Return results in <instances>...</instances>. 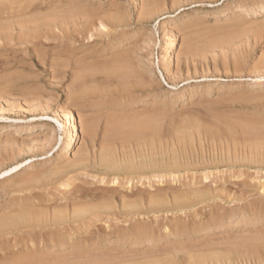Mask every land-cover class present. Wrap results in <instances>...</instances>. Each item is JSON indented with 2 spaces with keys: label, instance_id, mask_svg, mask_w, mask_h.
Listing matches in <instances>:
<instances>
[{
  "label": "rangeland",
  "instance_id": "1",
  "mask_svg": "<svg viewBox=\"0 0 264 264\" xmlns=\"http://www.w3.org/2000/svg\"><path fill=\"white\" fill-rule=\"evenodd\" d=\"M82 1L33 0L32 12H27L25 19H22L30 21L38 18L46 21L39 29L41 35L34 37L33 29H20L15 25L13 36L21 34L26 45L15 43V37L9 42L0 40V173L23 162L16 173L0 179V264H152L161 258L172 260L171 264H190L192 255L197 259L205 255L208 262L206 264H264V159L256 157L254 153L248 155L249 151L255 150L258 144L256 137L260 132L264 141V11L254 18L250 13L237 11L241 2L242 6L253 8L264 0H84L85 3H81ZM83 4L89 5V8ZM251 4L253 6H248ZM22 8L23 6L20 9ZM219 9V16L212 17ZM19 10L16 11L20 12ZM173 16H179L180 20L168 26L174 32H167L168 27L161 25ZM8 24L1 22L0 27ZM11 24L10 26L15 23ZM167 33L177 35L178 38L171 48V54L174 55L171 56V65H167L161 58V44L167 38ZM120 58H125L131 64L130 68L133 64V77L129 74L130 76L121 80L119 77L110 78L111 81L101 73L91 77L92 72L109 66ZM98 81L104 82L100 84ZM255 83L260 86L255 88ZM102 88L107 89L105 91ZM108 91H112V94L107 93ZM93 99L94 102L91 101ZM68 110L73 119L74 136L68 157L61 160L58 150L63 149L60 147L64 145V135L58 125L63 122L62 112ZM157 116L161 118H158V122ZM143 117L145 121L150 119L151 122L154 117L158 125L153 121L152 124L156 126H152L151 130L157 128L155 132L150 130L140 138L129 135L132 137L130 140L127 136L124 137L128 142L115 133L118 124L131 122L132 119L142 122ZM215 123L219 129V140H211L206 134L213 129L212 125ZM31 125L35 128V133L26 132ZM197 127L200 134L197 133ZM194 129L196 133L193 132ZM154 135L158 137L154 138ZM46 137L50 139V143L46 141ZM45 141L47 151L40 148ZM214 142L217 143L216 146ZM154 143L156 146H153ZM140 148L145 149L144 152L149 150L153 159L159 161L161 158L157 162L170 170L153 174L146 171L148 175L145 172L138 174L129 165L140 160L136 158L139 151L143 152ZM174 148L179 156L173 152ZM181 151L185 154L181 155ZM132 154L136 155L135 158ZM106 159L116 161L117 173L101 166V162ZM175 160L179 167L171 174L169 165L175 163ZM62 161H65L64 164ZM153 196L165 200V207H171V211L153 215L150 212L135 213L134 203L139 201L144 205L146 200L154 199ZM180 205L185 207L180 208ZM104 206L109 208L104 209ZM78 207L85 210L92 208L94 212L89 218L82 216L74 219L72 212ZM244 210V222H238L237 217ZM18 215H21L22 221L17 220ZM226 216L230 219H224ZM12 220L17 221L14 223ZM201 224L207 225L205 229ZM48 225L52 226L49 228ZM215 225L220 228L216 229ZM190 227L196 228L192 230ZM174 228H180L177 233L185 235L179 239H166L162 233L170 229L173 231ZM196 229L200 233L207 232L200 234ZM194 231L199 234L193 233ZM45 233L53 235L47 238ZM46 239H59L66 246L57 251L58 255H46L44 248L50 243ZM172 240H176L175 243ZM38 252H41L42 258H39L41 256ZM114 260L118 262L115 263Z\"/></svg>",
  "mask_w": 264,
  "mask_h": 264
},
{
  "label": "bare ground",
  "instance_id": "2",
  "mask_svg": "<svg viewBox=\"0 0 264 264\" xmlns=\"http://www.w3.org/2000/svg\"><path fill=\"white\" fill-rule=\"evenodd\" d=\"M28 0H0V23L1 22H7V23H9L8 24V26H2V27H0V40L1 39H3L4 41H8L9 42V40H13V38L15 37V36H13L14 34L13 33H15V31L16 30H14L15 29V25H16V27L17 28H20V29H28L29 30V28H31V29H33L32 30V34H34V37H39V35H41V34H39V29L41 28V26H42V24H44V22H46V21H43V20H40V19H35V20H30V21H28V20H23L22 18H24L25 19V16L28 14L27 12H30L32 9H31V7L33 6V4H32V1L33 0H29L28 2H27ZM69 1V0H68ZM81 1V0H80ZM84 1V0H83ZM83 1L81 2V3H83ZM92 1V0H91ZM99 1V0H98ZM22 2H24L25 4L23 5H21V3ZM44 2V1H43ZM46 2V1H45ZM51 2V1H50ZM67 2V1H66ZM70 2H72V1H70ZM87 2V1H86ZM100 2V1H99ZM115 2V1H114ZM241 2V1H240ZM263 2V1H262ZM261 2V3H262ZM53 3V2H52ZM74 3V2H73ZM78 3H80L79 2V0H78ZM84 3H85V1H84ZM251 3V2H250ZM260 2H259V4L260 5H258L257 4V6H253L252 4L251 5H248V6H253V8L251 7V8H248L247 6L245 7L244 5L242 6V2L238 5L239 7H238V12H242V13H250L251 15H252V17L254 18V17H257L258 15H260L261 14V12L262 11H264V2L261 4ZM20 4V5H19ZM76 4V3H75ZM93 4V3H92ZM91 3H90V5H92ZM144 4V3H143ZM246 4V3H245ZM248 4V3H247ZM80 5V4H79ZM78 5V6H79ZM82 5V4H81ZM80 5V6H81ZM83 5H85V4H83ZM94 6H95V4H93ZM148 4H146V6H147ZM254 5H256V4H254ZM23 6V8L22 9H20L21 7ZM45 6V5H44ZM75 6V5H74ZM89 6V5H88ZM88 6H86L85 5V7H88ZM155 6V5H154ZM38 7V6H37ZM66 7H68V5L66 6ZM93 7V6H92ZM115 7V6H114ZM141 7H142V5H141ZM144 7H145V5H144ZM149 7H150V5H149ZM46 8V7H45ZM89 8V7H88ZM140 8V7H139ZM20 9V10H19ZM40 9V8H39ZM43 9V8H42ZM56 9V8H55ZM94 9V8H93ZM146 9V8H145ZM152 9H154V8H152ZM16 10H19L20 12H18V11H16ZM89 10V9H88ZM95 10V9H94ZM49 11V10H48ZM86 11V10H85ZM142 11V10H141ZM234 11V10H233ZM32 12V11H31ZM88 12V11H87ZM144 12V11H143ZM145 12H146V10H145ZM220 12H221V9H219V10H217V11H215L213 14H212V17H214V18H216V17H218L219 16V14H220ZM235 12V11H234ZM33 14V13H32ZM87 14V13H86ZM95 14V13H94ZM100 14V13H99ZM149 14V13H148ZM238 14V13H237ZM249 14V15H250ZM79 15V14H78ZM141 15V14H140ZM146 15V14H145ZM245 15H247V14H245ZM41 16V15H40ZM82 16H83V14H82ZM90 16V15H89ZM100 16V15H99ZM143 16V15H142ZM236 16H238V15H236ZM34 17H37V16H34ZM43 17V16H42ZM49 17V16H48ZM74 17V16H73ZM72 17V18H73ZM85 17V16H84ZM91 17H93V16H91ZM246 17V16H245ZM65 18H66V16H65ZM78 18V17H77ZM179 19V16H173V17H171V18H169V19H166L165 21H164V23H162V25H161V27H164V28H167L168 26H170V24H171V26H172V24H174L173 22H176L177 20ZM184 19V18H183ZM186 19V18H185ZM50 20H51V18H50ZM55 20V19H54ZM57 20V19H56ZM74 20V19H73ZM140 20V19H139ZM180 20V19H179ZM142 21H144L143 19H142ZM75 22V21H74ZM80 22V21H79ZM14 24V25H12V24ZM98 23V22H97ZM140 23H142V22H140ZM195 23V22H194ZM203 23V22H202ZM6 24V23H5ZM10 24L12 25V26H10ZM47 24H48V22H47ZM58 24V23H57ZM111 24V23H110ZM61 25V24H60ZM63 25V24H62ZM66 25H68V24H66ZM187 25V24H186ZM100 26V25H99ZM190 26V25H189ZM110 28V27H109ZM183 28V27H182ZM185 28V27H184ZM186 28H188V26L186 27ZM191 28V27H190ZM114 29V28H113ZM168 30H167V32L169 31V30H171L169 27L167 28ZM189 29V28H188ZM193 29V28H192ZM182 30V29H181ZM185 29H183V31H184ZM23 31V30H22ZM54 31V30H53ZM172 31V30H171ZM187 31V30H186ZM45 32V31H44ZM48 32V31H47ZM122 32V31H121ZM126 32V31H125ZM170 32V31H169ZM172 32H174V31H172ZM171 32V33H172ZM91 33V32H90ZM123 33V32H122ZM130 33V32H129ZM169 34V33H167L168 35H167V38L166 39H162L163 41H162V44H161V46H162V52H163V54H162V56H161V58H162V60H164V61H166L167 62V65H171V56H174V55H172L171 54V52H172V50H171V48H172V46H173V44H174V42L178 39L177 38V35H173V34ZM44 35H45V33H43ZM48 34V33H47ZM126 34V33H125ZM175 34V33H174ZM19 36L18 37H15V38H17V41H15V43H18V44H25L24 43V38H22L21 39V37H22V35L21 34H18ZM43 35V36H44ZM121 35V34H120ZM126 35H128V34H126ZM136 35V34H135ZM134 35V36H135ZM24 36V35H23ZM31 36V35H30ZM33 36V35H32ZM59 36V35H58ZM124 36V35H123ZM130 36V35H129ZM132 36V35H131ZM41 37V36H40ZM121 37V36H120ZM45 38V37H44ZM129 38V37H128ZM120 39H122V38H120ZM120 39H119V41H120ZM124 39V38H123ZM16 40V39H15ZM112 40H115V39H112ZM118 40V39H117ZM130 40H131V38H130ZM3 41V42H4ZM111 41V40H110ZM108 42V43H110V45H111V42ZM126 41H127V39H126ZM7 42V43H8ZM27 42V41H26ZM34 42V41H33ZM6 43V42H5ZM14 43V44H15ZM75 43V42H74ZM107 43V44H108ZM116 43V42H115ZM188 43H190V42H188ZM9 44V43H8ZM28 44V43H27ZM35 44V43H34ZM119 44H121V43H119ZM124 44V43H123ZM191 44V43H190ZM198 44V43H197ZM2 45V44H1ZM16 45V44H15ZM26 45V44H25ZM7 46V45H6ZM19 46V45H18ZM4 47V46H3ZM10 47H11V45H10ZM13 47V46H12ZM103 49V48H102ZM197 49H199V48H197ZM0 50H1V48H0ZM201 50V49H200ZM79 51V50H78ZM125 51H127V50H125ZM190 51V50H189ZM128 52V51H127ZM110 53V52H109ZM122 53H126V52H122ZM129 53V52H128ZM189 54H191V52H188ZM188 54V55H189ZM195 54V53H194ZM121 55V54H120ZM184 55V54H183ZM123 56V55H122ZM187 56V55H186ZM117 57H118V55H117ZM116 57V58H117ZM124 57V56H123ZM129 57V56H128ZM177 57V56H176ZM195 57V56H194ZM192 58V57H191ZM131 59H133V58H131ZM129 60H130V58H129ZM190 60V59H189ZM179 61H181V60H179ZM179 61H178V63H179ZM125 62H127V60L125 59V58H120V59H118V60H116L115 62H113L111 65H109V66H106V67H104V68H101V69H97L95 72H92L90 75H91V77H94V75L95 74H97V73H101V74H103L104 75V78H108L110 81H111V79L110 78H120V80H121V78H125V77H128V76H130L131 75V69H132V67H133V64H132V67L130 68V65L128 64L129 62H127V64H125ZM134 62V61H133ZM163 62V61H162ZM130 63H132V61L130 62ZM124 64V65H123ZM166 64V63H165ZM164 64V65H165ZM87 65V64H86ZM166 65V66H167ZM54 66V65H53ZM90 66V65H89ZM88 66V67H89ZM135 66V65H134ZM188 66V65H187ZM82 68V67H81ZM87 68V67H86ZM136 67H134V69H135ZM164 68V67H163ZM166 68V67H165ZM164 68V69H165ZM23 69V68H22ZM14 70V69H13ZM82 70V69H81ZM95 70V69H94ZM89 71V70H88ZM133 71V70H132ZM79 72V71H78ZM81 72H83V71H81ZM87 72V71H86ZM90 72V71H89ZM134 72V71H133ZM138 72V71H137ZM5 73V72H4ZM136 73V72H135ZM7 74V73H6ZM130 74V75H129ZM168 74V73H167ZM81 75V74H80ZM89 75V76H90ZM88 76V77H89ZM133 76H134V74H133ZM132 75H131V77H133ZM174 76V75H173ZM81 77V76H80ZM86 77V76H85ZM84 77V78H85ZM90 77V79H92ZM97 77V76H96ZM260 77V76H259ZM2 79V78H1ZM103 79V78H102ZM119 80V79H118ZM119 80V81H120ZM126 80V79H125ZM134 80V79H133ZM139 80H140V78H139ZM138 80V81H139ZM82 81V80H81ZM95 81V80H94ZM110 81L108 82V83H110ZM116 82H117V80H115ZM87 82V81H86ZM104 81H102L101 83H103ZM106 82V84H107V81H105ZM125 82V81H124ZM90 84H92L91 82H89ZM97 83V82H96ZM98 83H100L99 81H98ZM97 83V84H98ZM100 83V84H101ZM112 83V82H111ZM120 83H122V82H119V84ZM129 83V82H128ZM134 83H136V81L134 82ZM133 82H132V84H134ZM125 84V83H124ZM126 84H127V82H126ZM130 84V83H129ZM139 84V83H138ZM85 85V84H84ZM104 85H105V83H104ZM104 85H102V86H104ZM110 86L112 85V84H109ZM115 85V84H114ZM255 86V88H258L259 86H260V84L258 83L257 85H256V83L254 84ZM82 86V85H81ZM88 86V85H87ZM101 86V85H100ZM113 86V85H112ZM132 86V85H131ZM84 86H82V88H83ZM106 87H107V85H106ZM129 87V86H128ZM133 87V86H132ZM264 87V86H263ZM81 88V89H82ZM89 88V87H88ZM96 88V87H95ZM108 88V87H107ZM107 88H105V89H103V90H105L106 91V89ZM115 88V87H114ZM187 89V88H186ZM87 91H89L88 89H86ZM91 90V89H90ZM94 90V89H93ZM85 91V90H84ZM113 91V90H112ZM111 91V92H112ZM134 91H136V90H134ZM184 91V90H183ZM96 92V91H95ZM110 92V93H111ZM79 93V92H78ZM89 93V92H88ZM87 93V94H88ZM93 93H94V91H93ZM107 93H109V91L107 92ZM106 93V94H107ZM109 93V94H110ZM182 93V92H181ZM77 94V93H76ZM87 94H86V96H87ZM99 94H101V93H99ZM103 94V93H102ZM112 94V93H111ZM110 94V95H111ZM168 94H170V93H168ZM180 94V93H179ZM95 95V94H94ZM93 95V96H94ZM192 95V94H191ZM82 96H83V94H82ZM85 96V95H84ZM96 96V95H95ZM99 96V95H98ZM104 96H106V95H104ZM108 96V95H107ZM179 96H182V94H180ZM193 96V95H192ZM191 96V97H192ZM114 97V96H113ZM112 97V98H113ZM173 97V96H172ZM76 98H77V96H76ZM91 98V97H90ZM98 97H96V99H97ZM101 99L103 98V97H100ZM106 98V97H105ZM120 98V97H119ZM177 98H179V97H177ZM86 99H89V97L88 98H86ZM85 99V100H86ZM95 99V98H94ZM94 99L93 100H91V101H93L94 102ZM100 99V100H101ZM181 99V98H180ZM99 100V99H98ZM114 100H116V99H114ZM131 100V99H130ZM97 101V100H96ZM105 101H106V99H105ZM160 101V100H159ZM89 102V101H88ZM116 102H118V101H116ZM127 102V101H126ZM137 102V101H136ZM153 102V101H152ZM102 103V102H101ZM9 104V103H8ZM94 104V103H93ZM104 104V103H103ZM122 104V103H121ZM68 105V104H67ZM101 105V104H100ZM94 106H96V105H94ZM61 108V107H60ZM87 108V107H86ZM62 109V108H61ZM62 111V110H61ZM120 111V110H119ZM115 112V111H114ZM204 112V111H203ZM113 113V112H112ZM132 114V113H131ZM126 115V114H125ZM61 116V115H60ZM146 116V115H145ZM162 115H160V117H161ZM62 117H63V122L62 123H59V128L58 129H60V132H62V134L64 135L63 136V138H62V140H64V142H62V143H64V145L62 146V147H60V148H63L61 151L60 150H58V152H59V158L61 159V158H64V157H68V154H69V151L71 150V148H72V146H71V140H72V138H73V136H74V134H73V123H72V120L73 119H71L72 117H71V112L68 110V111H63L62 112ZM61 117V118H62ZM152 117V116H151ZM155 117V116H154ZM154 117H153V121H154ZM159 116H157L156 118H157V122H158V118H160ZM144 118V117H143ZM155 118V119H156ZM261 118V117H260ZM152 119V118H151ZM161 119V118H160ZM213 119H215V118H213ZM14 120V119H13ZM12 120V121H13ZM212 120V119H211ZM210 120V121H211ZM56 121V120H55ZM152 121V122H153ZM15 122V121H14ZM57 122V121H56ZM61 122V121H60ZM152 122L150 121V119L149 120H147V121H145V118L143 119V121L142 122H140L139 121V119H132L131 120V122H126V123H120V124H118L117 126H116V128H115V133H117V135L118 136H120V138L122 137V138H124V137H128L129 138V140L132 138V137H129V135H136V136H138L139 138L142 136V135H144V133H146V132H148V131H150L151 130V128H152V126H156L155 124L157 123V122H155L154 121V125L152 124ZM217 122V121H216ZM205 124V123H204ZM211 124V123H210ZM217 123H215V124H213L212 125V127H213V129H211L210 131H207L206 132V134H207V138L208 137H210L211 138V140H219L218 138H220V136H219V129H218V126L216 125ZM218 124H219V122H218ZM113 125V124H112ZM157 125H158V123H157ZM203 125V124H202ZM209 125V124H208ZM222 125V124H221ZM11 126V125H10ZM57 126V127H58ZM250 126V125H249ZM26 127V126H25ZM36 127V126H35ZM205 127V126H204ZM220 127V126H219ZM222 127H224L223 125H222ZM260 127V126H259ZM23 128H24V126H23ZM22 128V129H23ZM84 128V127H83ZM208 128V127H207ZM227 128V127H226ZM232 128V127H231ZM157 129V128H156ZM156 129H152L154 132H155V130ZM197 129H198V127H197ZM27 131L26 132H34L35 131V128L31 125V127H28L27 129H26ZM152 130L150 131V132H152ZM256 130V129H255ZM258 130V129H257ZM159 131V130H158ZM227 131V130H226ZM246 131V130H245ZM52 132V131H51ZM157 132V131H156ZM160 132V131H159ZM193 132H195L196 133V131H195V129H194V131ZM220 132H222V131H220ZM225 132V131H224ZM248 132V131H247ZM264 132V131H263ZM262 132V133H263ZM35 133V132H34ZM113 133H114V130H113ZM162 133V132H161ZM160 133V134H161ZM197 133H199V129H198V132ZM29 134V133H28ZM38 134V133H37ZM149 134V133H148ZM147 134V135H148ZM156 134V133H155ZM200 134V133H199ZM198 134V135H199ZM260 134H261V132H260ZM260 134L256 137V141L258 142V144L255 146V150H252V151H249V153H248V155L250 154H252V153H254L255 155H256V157H259L260 159L262 158V159H264V141L261 139V137H262V135L260 136ZM152 136H153V134H151ZM163 135V134H162ZM181 135V134H180ZM254 135V134H253ZM37 136V135H36ZM36 136H33V138L34 137H36ZM39 136V135H38ZM41 136V135H40ZM135 136V137H136ZM152 136L150 137V138H152ZM179 136V135H178ZM30 137V136H29ZM28 137V138H29ZM42 137V136H41ZM115 137V136H114ZM126 137V138H127ZM138 137H136V138H138ZM158 136L157 135H154V138H157ZM183 137H186V136H183ZM200 137V136H199ZM204 137V136H203ZM39 138V137H38ZM37 138V139H38ZM43 138H45V137H43ZM47 138V137H46ZM60 139H61V137H59ZM85 138V137H84ZM139 138H138V140H139ZM145 138V137H144ZM153 138V139H154ZM177 138V137H176ZM223 138V137H222ZM221 138V139H222ZM31 139V138H30ZM29 139V140H30ZM36 139V138H35ZM41 139V138H40ZM75 139V138H74ZM112 139V138H111ZM125 139V138H124ZM124 139H123V141H124ZM152 139V140H153ZM159 139V138H158ZM181 139V138H180ZM183 139V138H182ZM186 139V138H185ZM204 139V138H203ZM237 139V138H236ZM61 140V141H62ZM105 140V139H104ZM109 140V139H108ZM116 140V139H115ZM118 140V139H117ZM120 140V139H119ZM126 140V139H125ZM143 140V139H142ZM142 140H140V141H142ZM147 140V139H146ZM149 140V139H148ZM151 140V141H152ZM155 140V139H154ZM153 140V141H154ZM157 140V139H156ZM175 140V139H174ZM173 140V141H174ZM188 140V139H187ZM186 140V141H187ZM209 140V139H208ZM223 140V139H222ZM229 140V139H228ZM40 141H42V140H40ZM44 141V140H43ZM46 141L48 142V143H50L51 141H50V139L48 140V138L46 139ZM46 141L44 142V143H42L41 144V146H40V148L41 149H44V150H46V147H47V144H46ZM50 141V142H49ZM110 141V140H109ZM108 141V142H109ZM122 141V142H123ZM127 141V140H126ZM136 141V140H135ZM159 141V140H158ZM173 141H172V144H174L173 143ZM196 141V140H195ZM26 142H27V140H26ZM31 142H32V140H31ZM38 142H39V140H38ZM74 142V141H73ZM105 142V141H104ZM113 142H114V140H113ZM120 142V141H119ZM128 142V141H127ZM150 142V141H149ZM149 142H147V143H149ZM179 142V141H178ZM190 142V141H189ZM188 142V143H189ZM207 142V141H206ZM220 142V141H219ZM110 143V142H109ZM123 143H125V142H123ZM142 143V142H141ZM140 142H137V144H141ZM146 143V142H145ZM150 143H152V142H150ZM149 143V144H150ZM183 142H181V144H182ZM209 143V142H208ZM213 143V142H212ZM241 143V142H240ZM107 144V143H106ZM143 144V143H142ZM163 144V143H162ZM178 144V143H177ZM180 144V143H179ZM185 144V143H184ZM187 144V143H186ZM214 144H215V142H214ZM214 144H212V145H214ZM217 144V143H216ZM216 144H215V146H216ZM219 144V143H218ZM51 145V144H50ZM145 145V144H144ZM153 145V144H152ZM159 145V144H158ZM167 145V144H166ZM191 145V144H190ZM208 145V144H207ZM49 146V145H48ZM112 146H114V145H112ZM140 146V145H139ZM153 146H156L155 145V143H154V145ZM215 146H214V148H215ZM32 147V146H31ZM39 147V146H38ZM37 147V148H38ZM51 147V146H50ZM144 147V146H143ZM150 146H148V148H149ZM159 147V146H158ZM167 147V146H166ZM182 147H184V146H182ZM115 148V147H114ZM138 148V147H137ZM154 149H155V147H153ZM186 148V147H185ZM188 148V147H187ZM186 148V149H187ZM204 148V147H203ZM209 148V147H208ZM51 149H52V147H51ZM107 149V148H106ZM109 149V148H108ZM122 149V148H121ZM143 152L142 153H140V151H139V153H138V151H137V153L138 154H136V155H133L134 156V158H135V156H136V158L138 157L140 160L138 161V162H135V163H132V165H129L130 167H132L133 169H135L136 170V172L138 171V174H140V172L141 173H147V172H149V173H151V174H153V173H159V172H161V171H163V170H170V169H166L163 165H162V163L161 164H159L158 162H160V160H161V158H160V160L158 161L157 159H153V156H151V154L149 153L150 151L148 150V151H145L144 152V150L142 149V148H140ZM146 149H147V147H146ZM149 149H151V148H149ZM157 149V148H156ZM159 149V148H158ZM177 149V148H176ZM185 149V150H186ZM224 149V148H223ZM32 150V149H31ZM111 150H112V148H111ZM123 150V149H122ZM125 150V149H124ZM174 150H175V148L173 149V152H174ZM242 150V149H241ZM47 151V150H46ZM51 151V150H50ZM105 151V150H104ZM114 151V150H113ZM170 151H171V149H170ZM237 151V150H236ZM108 152V151H107ZM112 152V151H111ZM110 152V153H111ZM115 152V151H114ZM155 152V151H154ZM163 152H164V150H163ZM168 152V150L166 151V153ZM179 152V151H178ZM186 152V151H185ZM200 152V151H199ZM210 152V151H209ZM241 152V151H240ZM116 153V152H115ZM121 153V152H120ZM119 153V154H120ZM123 153H125V151L123 152ZM169 153V152H168ZM168 153H167V155H168ZM172 153V152H171ZM174 153H176V151L174 152ZM180 153H182V151L180 152ZM46 154V153H45ZM106 154V153H105ZM112 154V153H111ZM110 154V155H111ZM156 154H158L157 152H156ZM155 154V155H156ZM185 153H182L181 155H184ZM235 154V153H234ZM79 155V154H78ZM107 155H109V154H107ZM130 155V154H129ZM161 155H163V154H161ZM176 155H180L179 153L177 154L176 153ZM188 155V154H187ZM187 155H186V159H187ZM47 156V155H46ZM102 156V155H101ZM114 156V155H113ZM166 156V155H165ZM170 156V155H169ZM233 156V155H232ZM172 157H174V155L172 156ZM241 157V156H240ZM73 158V157H72ZM122 158V157H121ZM123 158H124V156H123ZM122 158V159H123ZM127 158V157H126ZM125 158V159H126ZM129 158V157H128ZM155 158V157H154ZM170 158V157H169ZM252 158V157H251ZM58 159V158H57ZM60 159H59V161H60ZM101 159V158H100ZM115 159V158H114ZM117 159V158H116ZM118 159H119V157H118ZM117 159V160H118ZM124 159V160H125ZM171 159V158H170ZM175 159V158H174ZM176 159H177V157H176ZM184 159V158H183ZM209 159V158H208ZM253 159H254V155H253ZM62 160V159H61ZM86 160V159H85ZM131 160V159H130ZM129 160V161H130ZM164 160V159H163ZM179 160V159H178ZM190 160V159H189ZM197 160V159H196ZM219 160V159H218ZM259 160V159H258ZM94 161V160H93ZM101 161V160H100ZM119 161V160H118ZM121 161V160H120ZM135 161V160H134ZM137 161V160H136ZM158 161V162H157ZM185 161V160H184ZM194 161V160H193ZM203 161V160H202ZM226 161V160H225ZM230 161H231V159H230ZM239 161V160H238ZM242 161V160H241ZM63 162V161H62ZM65 162V161H64ZM64 162H63V164H64ZM85 162V161H84ZM98 162V161H97ZM116 161L115 160H113V159H111V160H108V159H106V160H103L101 163H102V167H104L106 170H108V171H112V172H115V173H117V171H118V169H117V167H116V165H117V163H115ZM170 162V164H171V160L169 161ZM178 162V161H177ZM182 162V161H181ZM180 162V163H181ZM263 162H264V160H263ZM67 163V162H66ZM65 163V168H66V165L68 164H66ZM100 163V162H99ZM100 163V164H101ZM119 163V162H118ZM124 163V162H123ZM163 163H165L164 161H163ZM229 163V162H228ZM238 163V162H237ZM243 163V162H242ZM22 164H23V162L21 163V164H17L16 166H14V167H11L10 169H7L6 171H4L3 173H0V179H4L5 177H9L10 175H12V174H14V173H16L18 170H19V168L22 166ZM76 164H77V162H76ZM94 164H96V163H94ZM98 164V163H97ZM99 164V165H100ZM120 164H122V163H120ZM128 164V163H127ZM166 164V163H165ZM216 164V163H215ZM235 164V163H234ZM24 165H26V163L24 164ZM86 165V164H85ZM202 165V164H201ZM208 165V164H207ZM221 165H222V163H221ZM59 166V165H58ZM76 166V165H75ZM97 166V165H96ZM95 166V167H96ZM167 166V165H166ZM169 166H171V174H173V171L174 170H176V168H178L179 167V165L178 164H176V160H175V163H173L172 165H169ZM178 166V167H177ZM216 166V165H215ZM63 167V166H62ZM74 167V166H73ZM72 167V168H73ZM82 167V166H81ZM99 167V166H98ZM97 167V168H98ZM119 167H120V165H119ZM123 167V166H122ZM129 167V168H130ZM93 168V167H92ZM129 168L127 169V171H129ZM132 168L130 169V170H132ZM169 168V167H168ZM182 168V167H181ZM89 169V168H88ZM102 170H103V168H101ZM121 169V168H120ZM180 169V168H179ZM188 169V168H187ZM84 170V169H83ZM87 170V169H86ZM91 170H93V169H91ZM95 170V169H94ZM124 170V169H123ZM45 171V170H44ZM62 171V170H61ZM66 171V170H65ZM90 171V170H89ZM120 171V170H119ZM147 171V172H146ZM159 171V172H158ZM186 171V170H185ZM215 171V170H214ZM243 171V170H242ZM50 172V171H49ZM76 172V171H75ZM83 172V171H82ZM86 172V171H85ZM100 172H102L101 170H100ZM105 172V171H104ZM123 172H125L126 173V171H123ZM134 172V171H133ZM164 172V171H163ZM162 172V173H163ZM167 172V171H166ZM51 173V172H50ZM65 173V172H64ZM129 173V172H128ZM132 173V172H131ZM174 173H176V172H174ZM213 173V172H212ZM62 174V173H61ZM82 174V173H81ZM107 174V173H106ZM113 174V173H112ZM121 174V173H120ZM127 174V173H126ZM136 174V173H135ZM150 174V175H151ZM166 174V173H165ZM186 174V173H185ZM203 174V173H202ZM206 174V173H205ZM210 174V173H209ZM45 175V174H44ZM88 175V174H87ZM118 175V174H117ZM122 175V174H121ZM130 175V174H129ZM144 175V174H143ZM146 175V174H145ZM147 175H148V173H147ZM149 175V176H150ZM158 175V174H157ZM156 175V176H157ZM162 175V174H161ZM90 176V175H89ZM109 176V175H108ZM116 176V175H115ZM120 176V175H119ZM125 176V175H124ZM123 176V177H124ZM159 176V175H158ZM106 177V176H105ZM111 177H113L114 178V176L112 175ZM117 177V176H116ZM121 177V176H120ZM134 177V176H133ZM143 177V176H142ZM146 177V176H145ZM237 177H239V176H237ZM103 178V177H102ZM122 178V177H121ZM136 178H138V176L136 177ZM248 178V177H247ZM85 179V178H84ZM106 179V178H105ZM195 179V178H194ZM208 179V178H207ZM224 179V178H223ZM246 179V178H245ZM62 180V179H61ZM101 180V179H100ZM109 180V179H108ZM115 180V179H114ZM121 180V179H120ZM151 180H152V178H151ZM251 180V179H250ZM96 181V180H95ZM172 181V180H171ZM209 182V181H208ZM227 182V181H226ZM59 183V182H58ZM63 183V182H62ZM65 183V182H64ZM69 183V182H68ZM113 183V182H112ZM115 183V182H114ZM120 183V182H119ZM142 183V182H141ZM261 183V182H260ZM14 184V183H13ZM222 184V183H221ZM259 184V183H258ZM55 185V184H54ZM127 185V184H126ZM25 186V185H24ZM119 186V185H118ZM138 186V185H137ZM57 187V186H56ZM112 187V186H111ZM186 187V186H185ZM218 187V186H217ZM264 187V186H263ZM10 188V187H9ZM21 188V187H20ZM100 188V187H99ZM127 188V187H126ZM175 188V187H174ZM206 188V187H205ZM221 188V187H220ZM23 189V188H22ZM38 189V188H37ZM165 188H163V190H164ZM240 189V188H239ZM264 189V188H263ZM184 190V189H183ZM214 190V189H213ZM222 191V190H221ZM234 191V190H233ZM80 192V191H79ZM151 192V191H150ZM165 192V191H164ZM211 192V191H210ZM4 193V192H3ZM25 193V192H24ZM111 193V192H110ZM109 193V194H110ZM115 193V192H114ZM176 193V192H175ZM65 194V193H64ZM81 194V193H80ZM112 194V193H111ZM150 194V193H149ZM154 194V193H153ZM167 194V193H166ZM183 194V193H182ZM193 194V193H192ZM239 194V193H238ZM24 195V194H23ZM37 195V194H36ZM131 195V194H130ZM134 195V194H133ZM236 195V194H235ZM104 196H105V194H104ZM125 196V195H124ZM127 196V195H126ZM136 196H138V195H136ZM177 196V195H176ZM203 196H205V195H203ZM232 197H233V195H231ZM257 196V195H256ZM150 197V196H149ZM154 197V199L153 198H150V199H148V200H146V203L143 205V204H140V203H138L139 201L138 200H140V198L139 199H137V203H134L133 204V206L135 207V209H136V211H135V213H138V214H148L149 212H150V214L152 213V215L153 214H155V213H157V212H168V211H171V207H169L168 208V206H166L165 207V200H163L161 197H158V196H153ZM181 197V196H180ZM186 197V196H185ZM200 197H202V196H200ZM131 198V197H130ZM148 198V197H147ZM178 198V197H177ZM193 198V197H192ZM203 198V197H202ZM12 199V198H11ZM20 199V198H19ZM103 199V198H102ZM146 199V198H145ZM180 199V198H179ZM241 199V198H240ZM63 200V199H62ZM74 200V199H73ZM84 200V199H83ZM173 200H175V199H173ZM172 200V201H173ZM189 200V199H188ZM204 200V199H203ZM203 200H201V201H203ZM226 200V199H225ZM229 200V199H228ZM253 200V199H252ZM21 201V200H20ZM103 201V200H102ZM108 201V200H107ZM128 201V200H127ZM145 201V200H144ZM170 201V200H169ZM179 201V200H178ZM200 201V200H199ZM247 201V200H246ZM45 202V201H44ZM47 202V201H46ZM131 202H133V201H131ZM141 202H142V200H141ZM171 202V201H170ZM184 202V201H183ZM188 202V201H187ZM259 202V201H258ZM257 202V203H258ZM58 203V202H57ZM109 203V202H108ZM123 203V202H122ZM176 203V202H175ZM218 203V202H217ZM260 203V202H259ZM37 204V203H36ZM72 204V203H71ZM82 204V203H81ZM88 204V203H87ZM115 204V203H114ZM120 204V203H119ZM126 204H128V203H126ZM130 204H132V203H130ZM173 204V203H172ZM212 204V203H211ZM74 205H76V203L74 204ZM104 205V204H103ZM167 205H169V203H167ZM177 205V204H176ZM200 205V204H199ZM207 205V204H206ZM214 205H216V204H214ZM80 206V205H79ZM108 206V205H107ZM118 206V205H117ZM128 206H129V204H128ZM169 206H171V205H169ZM67 207H69V205L67 206ZM66 207V208H67ZM70 207H71V205H70ZM75 207V206H74ZM102 207V206H101ZM127 207V206H126ZM133 207V208H134ZM177 207V206H176ZM175 206H174V208H176ZM180 208H184L185 206L184 205H180L179 206ZM179 207H177L178 209H180ZM188 207V206H187ZM216 207V206H215ZM218 207V206H217ZM247 207V206H246ZM257 207V206H256ZM43 208V207H42ZM65 208V207H64ZM94 208V207H93ZM104 209L105 208H109V207H103ZM220 208V207H219ZM228 208V207H227ZM253 208V207H252ZM27 209V208H26ZM71 209V208H70ZM75 209V208H74ZM73 209V212H72V216H73V218L74 219H77V218H80V217H82V216H86L85 218H89L90 217V215L91 214H93L92 213V211L94 212V210L91 208V209H82V207H78V209H75L74 210ZM123 209V208H122ZM58 210V209H57ZM65 210V209H64ZM99 210V209H98ZM109 210H111V209H109ZM128 210H130V209H128ZM131 210H133V209H131ZM189 210H191V208L189 209ZM193 210V209H192ZM240 210V209H239ZM249 210V209H248ZM35 211V210H34ZM56 211V210H55ZM113 211V210H112ZM205 211V210H204ZM203 211V212H204ZM243 211V210H242ZM260 211V210H259ZM264 211V210H263ZM15 212V211H14ZM52 212V211H51ZM99 212V211H98ZM125 212H127V211H125ZM134 212V211H133ZM176 212V211H175ZM230 212V211H229ZM239 212H241V211H239ZM16 213V212H15ZM63 212H61V214H62ZM90 213V214H89ZM127 213H129V212H127ZM131 213H132V211H131ZM134 213V214H135ZM197 213V212H196ZM205 213V212H204ZM244 213H245V210H244V212H242L237 218H238V222H244ZM246 213H248L247 211H246ZM17 214H18V212H17ZM20 214H23V213H20ZM45 214V213H44ZM56 214V213H55ZM66 214V213H65ZM168 214V213H167ZM185 214V213H184ZM208 214V213H207ZM224 214V213H223ZM222 214V215H223ZM231 214V213H230ZM251 214V213H250ZM253 214V213H252ZM254 214H255V212H254ZM16 215V214H15ZM24 215V214H23ZM33 215V214H32ZM32 215H28V216H32ZM38 215V214H37ZM47 215V214H46ZM64 215V214H63ZM69 215V214H68ZM100 215V214H99ZM98 215V216H99ZM106 215H108V214H106ZM137 215V214H136ZM174 215V214H173ZM237 215V214H236ZM19 216V215H18ZM55 216V215H54ZM56 216H58L57 214H56ZM55 216V217H56ZM210 216V215H209ZM252 216V215H251ZM250 216V217H251ZM8 217H9V215H8ZM26 217H27V213H26ZM33 217V216H32ZM31 217V218H32ZM50 217V216H49ZM70 217V216H69ZM94 217V216H93ZM100 217V216H99ZM228 216H226V218H224V219H228L227 218ZM231 217V216H230ZM34 219H36V217H33ZM43 218V217H42ZM46 218V217H45ZM44 218V219H45ZM58 218V217H57ZM84 218V217H83ZM166 218V217H165ZM204 218V217H203ZM210 218V217H209ZM252 218V217H251ZM0 219H1V217H0ZM13 219V218H12ZM22 218H21V215L17 218V220L19 221V220H21ZM61 219L62 218H60V221H61ZM66 219V218H65ZM104 219V218H103ZM102 219V220H103ZM129 219V218H128ZM149 219V218H148ZM222 219V218H221ZM230 219V218H229ZM250 219V218H249ZM248 219V220H249ZM16 220V221H17ZM23 220V219H22ZM21 220V221H22ZM31 220V219H30ZM38 220V219H37ZM49 220H50V218H49ZM69 220V219H68ZM68 220H66V221H68ZM72 220V219H71ZM110 220V219H109ZM123 220V219H122ZM130 220V219H129ZM161 220V219H160ZM178 220V219H177ZM204 220V219H203ZM246 220V219H245ZM247 220V221H248ZM13 222H14V220H12ZM15 221V222H16ZM20 221V222H21ZM27 221V220H26ZM34 221H36V220H34ZM42 222V219L40 220L39 219V222ZM44 221V220H43ZM53 222L52 223H55V220H52ZM73 221V220H72ZM97 221V220H96ZM137 221V220H136ZM172 221V220H171ZM181 221V220H180ZM194 221V220H193ZM209 221V220H208ZM256 221V220H255ZM262 221V220H261ZM14 222V223H15ZM28 222V221H27ZM33 222V221H32ZM48 222H50V221H48ZM47 222V223H48ZM75 222V221H74ZM82 222V221H81ZM80 222V223H81ZM133 222V221H132ZM145 222V221H144ZM185 222V221H184ZM206 222V221H205ZM205 222H203V223H205ZM218 222V221H217ZM60 223V222H59ZM77 223V222H76ZM151 223V222H150ZM170 222H168V224H169ZM174 223V222H173ZM178 223V222H177ZM192 223V222H191ZM216 223V222H215ZM222 223V222H221ZM246 223V222H245ZM248 223H250L249 221H248ZM6 224V223H5ZM34 224V223H33ZM41 224V223H40ZM44 224V223H43ZM142 224V223H141ZM164 224V223H163ZM166 224V223H165ZM182 224V223H181ZM208 224V223H207ZM211 224H212V222H211ZM247 224V223H246ZM245 224V225H246ZM3 225V224H2ZM54 225V224H53ZM65 225V224H64ZM202 225H204V224H201V226ZM216 225H218V224H216ZM215 225V226H216ZM220 225H222V224H220ZM224 225H226V224H224ZM223 225V226H224ZM232 225V224H231ZM241 225V224H240ZM35 226V228H36V224L34 225ZM49 226V225H48ZM47 226V227H48ZM50 226H52V225H50ZM50 226H49V228H50ZM162 226V225H161ZM171 226V225H170ZM207 225H204V227H203V229H205V227H206ZM212 226V225H211ZM234 226H236V225H234ZM252 226H253V224H252ZM3 227V226H2ZM1 227V228H2ZM39 227V226H38ZM58 227V226H57ZM79 227V226H78ZM86 227V226H85ZM117 227V226H116ZM115 227V228H116ZM157 227V226H156ZM164 227V226H163ZM167 227V226H166ZM165 227V228H166ZM173 227H175V226H173ZM198 227V226H197ZM238 227V226H237ZM236 227V228H237ZM40 228V227H39ZM48 228V229H49ZM73 228V227H72ZM142 228V227H141ZM171 228V227H170ZM176 228V227H175ZM173 229V231H171V229H170V231H165V233H162V234H165V238L167 239H174V238H180L181 236L183 237L184 235H182L180 232L179 233H177L178 231V229H180V228H178L177 230L176 229ZM185 228V227H184ZM190 228H192V227H190ZM194 228H196V227H193L192 228V230L194 229ZM218 228H220L219 226H216V229H218ZM223 228V227H222ZM225 228V227H224ZM235 228V227H234ZM244 228V227H243ZM46 229V228H45ZM59 229V228H58ZM132 229V228H131ZM134 229V228H133ZM138 229H139V227H138ZM166 229H168V228H166ZM181 229H182V226H181ZM201 229V228H200ZM209 229V228H208ZM216 229L214 230V231H216ZM246 229V228H245ZM61 230V229H60ZM68 230V229H67ZM72 230V229H71ZM74 230V229H73ZM128 230V229H127ZM196 230H198V229H196ZM211 230V229H210ZM209 230V231H210ZM50 231H52V230H50ZM56 231V230H55ZM111 231V230H110ZM120 231V230H119ZM129 231V230H128ZM139 231H140V229H139ZM147 231V230H146ZM183 231V230H182ZM186 231H187V229H186ZM199 231V230H198ZM197 231V232H198ZM211 231H213V229L211 230ZM47 232V231H46ZM60 232V231H59ZM75 232V231H74ZM115 232V231H114ZM132 232V231H131ZM136 232V231H135ZM143 232V231H142ZM196 231H194L193 233H195ZM196 232V234L198 235L199 233H200V231H199V233H197ZM203 232V231H202ZM202 232L200 233V234H202ZM204 232H207V230L206 231H204ZM203 232V233H204ZM4 233V232H3ZM53 234H54V232H52ZM52 233H45L44 234V236H52L53 234ZM146 233V232H145ZM161 233V232H160ZM191 233H192V231H191ZM235 233V232H234ZM64 234V233H63ZM123 234V233H122ZM128 234V233H127ZM131 234V233H130ZM129 234V235H130ZM158 234V233H157ZM187 234H189V232L187 233ZM187 234H186V236H187ZM29 235V234H28ZM41 235H43V234H41ZM55 235H57V233L55 234ZM59 235V234H58ZM110 235V234H109ZM112 235V234H111ZM135 235V234H134ZM142 235H143V233H142ZM145 235V234H144ZM155 235V234H154ZM153 235V236H154ZM37 236V235H36ZM43 236V237H44ZM96 236V235H95ZM105 236V235H104ZM117 236V235H116ZM190 236V235H189ZM211 236V235H210ZM31 237V236H30ZM33 237V236H32ZM58 237V236H57ZM61 237H62V234H61ZM66 237V236H65ZM72 237V236H71ZM122 237H123V235H122ZM164 237V236H163ZM162 237V238H163ZM191 237V236H190ZM193 237V236H192ZM221 237V236H220ZM5 238V237H4ZM18 238V237H17ZM40 238V237H39ZM38 238V239H39ZM45 238V237H44ZM48 238V237H47ZM60 238V237H59ZM128 238H129V236H128ZM133 238V237H132ZM200 238V237H199ZM205 238V237H204ZM210 238V237H209ZM218 238V237H217ZM61 240H62V238H60ZM91 239V238H90ZM138 239V238H137ZM152 239V238H151ZM154 239V238H153ZM157 239V238H156ZM33 240V239H32ZM35 240V239H34ZM42 240H43V238H42ZM45 240V239H44ZM46 240H50V243H49V245H48V247L47 248H44V249H46L45 251H46V255H47V253L49 254V256L50 255H53V254H56V253H58L57 251H61V249H62V247L64 246V244L59 240V239H54V240H52V239H46ZM159 240V239H158ZM163 241H165L164 239H162ZM25 241H26V239H25ZM94 241V240H93ZM126 241V240H125ZM129 241V240H128ZM131 241V240H130ZM143 241V240H142ZM153 242H154V240H152ZM167 241V240H166ZM171 241V240H170ZM172 241H174V243H175V241L176 240H172ZM199 241H200V239H199ZM30 242V241H29ZM42 242V241H41ZM45 241H43V243H44ZM63 242H65L64 240H63ZM86 242V241H85ZM85 242H84V244H85ZM91 242V241H90ZM122 242H123V240H122ZM138 242V241H137ZM145 242V241H144ZM157 242V241H156ZM159 242L161 243V241L159 240ZM209 242V241H208ZM31 243V242H30ZM34 243V242H33ZM32 243V244H33ZM72 243V242H71ZM87 243V242H86ZM100 243V242H99ZM133 243V242H132ZM139 244H140V242H138ZM149 243V242H148ZM150 243H152V242H150ZM188 243V242H187ZM39 244V243H38ZM133 244H135V243H133ZM137 244V243H136ZM183 244V243H182ZM18 245V244H17ZM36 245V244H35ZM43 245V244H42ZM47 245V244H46ZM131 245V244H130ZM161 245V244H160ZM177 245V244H176ZM33 246V245H32ZM66 246V245H65ZM64 246V247H65ZM69 246V245H68ZM78 246V245H77ZM96 246V245H95ZM127 246H128V244H127ZM152 246V245H151ZM155 246V245H154ZM207 246V245H206ZM36 247V246H35ZM37 247H39L38 245H37ZM181 247V246H180ZM188 247V246H187ZM118 248V247H117ZM154 248V247H153ZM203 248H204V246H203ZM19 249V248H18ZM28 250H29V248H27ZM38 249V248H37ZM72 249H73V247H72ZM112 249V248H111ZM156 249V248H155ZM198 249V248H197ZM33 250V249H32ZM41 250V249H40ZM63 250V249H62ZM127 250V249H126ZM130 250V249H129ZM167 250V249H166ZM176 250V249H175ZM180 250H181V248H180ZM18 251V250H17ZM84 251V250H83ZM94 251V250H93ZM102 251V250H101ZM132 251V250H131ZM32 252V251H31ZM36 252V251H35ZM81 252V251H80ZM110 252V251H109ZM116 252H117V250H116ZM179 252V251H178ZM229 252V251H228ZM14 253V252H13ZM78 253V252H77ZM105 253H106V251H105ZM185 253V252H184ZM192 253V252H191ZM199 253H200V251H199ZM240 253V252H239ZM256 253V252H255ZM20 254V253H19ZM19 254H18V256L17 257H19ZM38 254H39V252H38ZM40 254H41V252H40ZM39 254V255H40ZM59 254V253H58ZM58 254H56V255H58ZM70 254V253H69ZM75 254V253H74ZM163 254V253H162ZM161 254V255H162ZM261 254V253H260ZM17 255V254H16ZM22 255H24L25 256V254H22ZM31 255V254H30ZM42 255V254H41ZM40 255V256H41ZM55 255V256H56ZM63 255V254H62ZM114 255V254H113ZM158 255V254H157ZM157 255H155V256H157ZM169 255V254H168ZM14 256V255H13ZM48 256V257H49ZM66 256V255H65ZM110 256V255H109ZM193 257H190V264H199L200 262H202V263H208L207 261H206V259H205V255H201L200 257H198V259L196 258V257H194L195 255H192ZM224 256V255H223ZM22 257V256H21ZM20 257V258H21ZM43 257H45V255L43 256ZM63 257V256H62ZM20 258H18V259H20ZM33 258V257H32ZM35 258V257H34ZM37 258V257H36ZM39 258H42V256L41 257H39ZM53 258V257H52ZM56 258V257H55ZM149 258V257H148ZM158 258V257H157ZM166 258V257H165ZM173 258V257H172ZM249 258V257H248ZM3 259V258H2ZM7 259V258H6ZM17 259V260H18ZM30 259V258H29ZM29 259H28V261H29ZM46 259H48L47 257H46ZM46 259H45V261H46ZM50 259V258H49ZM57 259V258H56ZM55 259V260H56ZM154 259V258H153ZM153 259H152V261H153ZM14 260V259H13ZM21 260V259H20ZM54 260V261H55ZM92 260H94V259H92ZM106 260H107V258H106ZM260 260V259H259ZM263 260V259H262ZM31 261H33V259L31 260ZM36 261V260H35ZM39 261H42L41 259H39ZM50 261V260H49ZM52 261H53V259H52ZM72 261V260H71ZM73 261H74V259H73ZM115 261V263H117L118 262V260L116 261V260H114ZM176 261V260H175ZM254 261V260H253ZM17 262V261H16ZM27 262V261H26ZM46 262H48V261H46ZM80 262V261H79ZM84 262V261H83ZM104 262V261H103ZM107 262V261H106ZM112 262V261H111ZM216 262V261H215ZM245 262H246V260H245ZM10 263V262H9ZM65 263H67L66 261H65ZM113 263V262H112ZM129 263V262H128ZM171 263H173V261L172 260H162V258H161V260H156L154 263H152V264H171ZM175 263V262H174ZM202 263H200V264H202ZM238 263V262H237ZM262 263V262H261ZM12 264V263H11ZM22 264V263H21ZM35 264V263H34ZM42 264V263H41ZM62 264V263H61ZM87 264H92V263H87ZM109 264V263H108ZM151 264V263H150ZM185 264V263H184ZM188 264H189V262H188ZM218 264V263H217ZM248 264V263H247Z\"/></svg>",
  "mask_w": 264,
  "mask_h": 264
}]
</instances>
